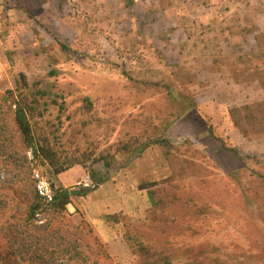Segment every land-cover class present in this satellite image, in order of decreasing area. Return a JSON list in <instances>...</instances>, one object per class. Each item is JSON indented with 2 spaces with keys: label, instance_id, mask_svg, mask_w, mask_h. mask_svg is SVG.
Wrapping results in <instances>:
<instances>
[{
  "label": "rangeland",
  "instance_id": "374dc122",
  "mask_svg": "<svg viewBox=\"0 0 264 264\" xmlns=\"http://www.w3.org/2000/svg\"><path fill=\"white\" fill-rule=\"evenodd\" d=\"M20 72L37 83L36 139L85 162L63 187L36 158L53 186L86 190L44 225L28 219L33 167L4 98ZM169 88L197 107L183 112ZM159 138L168 145L118 152ZM102 153L110 167L91 164ZM90 171L98 185L75 187ZM261 176L264 0H0V264H158L191 248L204 264H264Z\"/></svg>",
  "mask_w": 264,
  "mask_h": 264
},
{
  "label": "trees",
  "instance_id": "16d2710c",
  "mask_svg": "<svg viewBox=\"0 0 264 264\" xmlns=\"http://www.w3.org/2000/svg\"><path fill=\"white\" fill-rule=\"evenodd\" d=\"M35 35H39V33L36 31ZM61 46L63 48H68V46L62 42H60ZM54 73V71L52 72ZM37 86V83H34L33 85H30L27 76L25 73L20 72L17 79H16V87L13 90H7L5 92L4 98L7 101H10V109L13 112L14 117V124L17 126L18 131L20 133L21 142L24 147H32L34 149V154L37 159H39L43 164H47L49 168L51 169L53 175L58 176L63 174L64 172L68 171L75 165H81L85 166V162L82 160H61L57 153L54 151L53 147L50 145V142L47 139H36V136L34 134L33 126H32V120L36 117L41 115V112H39L38 108V102L39 98H30L27 94V91L32 87ZM171 98L174 102L182 103V110L183 112H187L191 109H195L197 107L196 100L189 98L182 93L175 91L173 88H169ZM37 94H41L42 96L45 95V91L38 88L36 90ZM171 126V123L166 124V128H169ZM214 137H216V134L211 132ZM219 141L226 147L228 151H230L239 161L242 162V164L245 165L246 163V157L242 156L239 151L235 148V146L228 145L226 141L223 138H218ZM163 144L168 145L167 140L163 139H154L144 142H126L122 145L121 148H118V152H122L126 157L132 159L141 153H143L151 144ZM7 148H9L7 146ZM5 148V149H7ZM8 150V149H7ZM115 160V155L112 153H102L98 157H94L91 160V164L94 165L96 163L102 162L106 167H110ZM95 172L90 171V176L93 179V176ZM236 172H231L230 175L233 177H236ZM261 178L264 179V176H261ZM153 184H146L143 183L140 185L141 189H148L149 194L151 198H154L153 191L151 189V186ZM84 195L86 194V190H80V191H72L68 188H57L55 193V201L53 202L51 208H53L56 212H63L66 210L67 205L70 203L71 195ZM39 197L36 194L34 195V201L29 207V220H34V211L39 207ZM111 219H115V221H118V216L113 214L110 215ZM126 239L131 243V245L136 241V245L139 247V252H149L148 244H143L139 242L135 235L133 234H126ZM175 250L169 251H161L160 257L158 262L160 264H175L176 260L182 259V257L178 256L174 252ZM193 248L188 249L185 251V255L183 257L182 262L184 264H204L205 257L200 258L199 255H192ZM248 258H242L240 259V262L238 261V264H248ZM202 259V260H201ZM158 263V264H159ZM226 262H221V264H224Z\"/></svg>",
  "mask_w": 264,
  "mask_h": 264
},
{
  "label": "built area",
  "instance_id": "2783aa9c",
  "mask_svg": "<svg viewBox=\"0 0 264 264\" xmlns=\"http://www.w3.org/2000/svg\"><path fill=\"white\" fill-rule=\"evenodd\" d=\"M26 157L30 165L33 167L35 191L40 200L39 207L34 211L33 217L37 224L44 225L46 224L48 219L47 212L55 201V193L57 187L53 186L49 177L45 172H43V170H41L39 167H35L36 157L34 154V149L32 147H29L27 149ZM97 185L98 184H95L90 176L84 178L83 181L77 182L75 187L80 188V186H82L86 188H94Z\"/></svg>",
  "mask_w": 264,
  "mask_h": 264
},
{
  "label": "crops",
  "instance_id": "0c3cea01",
  "mask_svg": "<svg viewBox=\"0 0 264 264\" xmlns=\"http://www.w3.org/2000/svg\"><path fill=\"white\" fill-rule=\"evenodd\" d=\"M56 180L59 182V184H61V186H63V187H68V185L65 184L62 175H58V176L56 177ZM62 181H63V182H62Z\"/></svg>",
  "mask_w": 264,
  "mask_h": 264
}]
</instances>
